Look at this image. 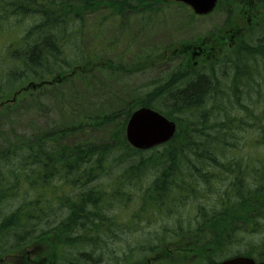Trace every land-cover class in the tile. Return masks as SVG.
<instances>
[{"label":"trees","instance_id":"trees-1","mask_svg":"<svg viewBox=\"0 0 264 264\" xmlns=\"http://www.w3.org/2000/svg\"><path fill=\"white\" fill-rule=\"evenodd\" d=\"M172 7L185 12V28L194 25L192 11L169 0H0L2 20L19 25L38 19L0 58V72L6 76L0 78V87L12 92L24 86L25 82L16 86L11 81L19 75L28 81L60 76L61 85L75 78L89 90L93 73L106 69L98 61L108 62L110 72L119 69L104 54L106 46L88 45L87 35L95 33L100 42L111 40L105 30L109 23L115 24L111 25L114 37L130 24L153 30L168 25ZM220 8L226 25L241 21L235 4L229 3L226 9L223 0ZM4 24L0 22V27ZM144 28L138 26L139 33ZM198 40H173L153 51L133 49L136 64L130 73L139 72L136 67L145 70L163 62L172 64L152 90L128 96L116 107L92 106L85 98L83 106L73 108L65 100L58 111L60 118L48 129L29 137L13 133L8 145H0V241L17 239L13 246L3 241L1 257L35 240L48 239L55 248H78L80 264H93V259L99 264L100 256L124 231L137 233L134 226L141 220L150 223L180 210L191 212L188 204L194 206L195 201L201 205L196 208L193 241L205 248L207 264L226 259L232 250L226 247L236 244L233 240L237 242L238 234L251 235L264 227V165L252 174L248 162L230 159L237 145L229 151L226 141L227 137L238 139L235 128L236 132L249 131L239 127L243 119L237 113L247 108L237 100L242 96L237 83L247 85L252 72L263 68L242 60L239 49L224 52L206 67H193L190 52ZM228 71L233 72L229 77L234 81L230 90L223 91ZM140 107L157 110L178 124L175 138L160 150L137 151L126 141L127 122ZM259 120L264 124V118L256 116L250 123L260 126ZM212 192L216 202L209 206L206 198ZM17 199L20 205L6 212ZM163 230L165 235L163 231L149 234L148 245L153 249L169 245L162 237L168 235L167 229ZM178 232L185 237L184 230ZM241 240L245 250L235 255L264 262V238ZM102 247H107L106 252Z\"/></svg>","mask_w":264,"mask_h":264},{"label":"rangeland","instance_id":"rangeland-1","mask_svg":"<svg viewBox=\"0 0 264 264\" xmlns=\"http://www.w3.org/2000/svg\"><path fill=\"white\" fill-rule=\"evenodd\" d=\"M225 2L226 9L228 8L229 3H237L240 9H242L243 4L248 6V0H225ZM170 12L171 18L167 19L168 25H158V27L153 30L144 28V25L130 24L126 25V30L120 32L118 37H114L116 36V31L111 25L115 24L109 23V25L105 27V30L109 32L110 38H113L103 42H100L96 38L95 33L90 32L86 37L87 44H104L106 46V52L104 54L113 61L111 64L115 65L119 71L110 72L107 68L109 66L108 62H101L100 60L98 61L100 63L99 65L106 69L101 71L97 70L93 73L94 79L89 82V90L86 89V83L74 78L68 80L65 84L57 86L52 92H34L33 96H29L26 99H23L24 96L20 97V102H17L14 108L11 109V106L9 105L0 111V145H8V143L12 141L13 133L14 135H25L29 137L35 132H42L45 131V129H48L49 124L56 123L60 118L58 111L61 107V103L65 100H67L66 103L70 104L73 108L77 105L83 106L84 104L82 100L85 98L90 100L92 106L94 105L103 108H105V106L116 107L119 106L128 96L141 95L152 90L154 88L153 84L165 77L168 73L167 71L171 69L172 64L163 62L157 64L155 68H147L145 70L136 67V69L140 71L130 73L129 71L133 70L132 65L136 64L134 57L132 56L134 50L141 51L143 48H151L153 51L158 49V45L169 43L173 40L189 41V39H195L198 37L205 38L213 35L215 37L217 34H222V39H219L220 42L226 41L220 46L222 51H226L232 46V48L239 49L241 51L242 60L252 61L260 65V67L263 68L261 71L264 73V25H261L255 30L256 34L254 36L245 39L244 37L246 36V33L248 34L250 30H248L249 25H243L242 30H245V33L236 39L232 38L233 32L230 30L232 27L223 24L226 19L224 11L223 13L216 12L208 17L198 18L194 25L188 28L183 26L187 24V17L185 16L186 14L184 11L172 7ZM226 16L228 17V14H226ZM2 19L3 18L0 17V22H4L5 24L0 27V58L4 57L7 53L8 45L18 40L20 36L22 37L25 32L27 34V31L35 26L38 20L37 18H29L18 25L13 24L10 20ZM232 19H235L234 15ZM138 26H141V29L144 28L145 31L139 33ZM216 30H219L220 33H217ZM226 31L228 32L224 33ZM163 50L164 49L162 48L160 49V51ZM72 58L73 57H70L69 59ZM1 62L2 60H0V63ZM12 74L15 76L16 73L13 71ZM225 75H228V77L223 79V83H225V85L221 87L223 91L230 90L234 81L232 77H229L233 76V72L228 71ZM5 77L4 73L0 72V78L4 79ZM15 77L16 79L12 78L11 81L16 86L23 82H25V86L33 81H28L27 77H22L21 75ZM259 80L263 84H261ZM237 84L239 91H248L251 94L249 97L244 98L240 95L237 99L238 101L240 100L239 103L241 104V107H245L244 105L249 106V102L251 101L252 109L247 107L245 113H237V115L243 119V123L239 124V127H245L247 128L246 130L249 131L236 132L237 129L235 128L233 134L237 135L238 139L234 140L232 138V141H230L227 137L226 141L229 151L232 150V145H237V148L234 150L235 154L230 156V159L236 158L237 160L235 161H239L240 163L247 161L250 168L249 172L255 174V165L257 163H259L257 167H262V164L264 165V162H261L264 161V140L263 132L261 131L264 125L261 123L260 126H256L252 125L250 122H253L255 113L264 118V113L261 111L264 109V74L259 79L253 77V81L249 85ZM255 91L261 93L263 96L256 95ZM14 93L15 91H7L5 86H1L0 103L4 97L5 100L12 99ZM253 128H255L256 131L252 135H247ZM257 157H260L263 160L258 159ZM222 191L223 190L219 191L220 194H222ZM215 195L216 193L212 192L210 198H206L209 206L216 202ZM14 202L15 206H10L9 210H6V212L15 210L21 203L20 199H17ZM201 203H203L202 199ZM193 205L194 206L188 204V207L192 209L191 212L187 209L180 210V213H177L173 217H163L161 219L156 218L150 223L141 220L140 223L134 226L137 233H135L133 229V233L124 231L123 234H120L122 236H120L116 244L110 245L109 251H107L105 255L102 254L100 256L99 264H129L130 262L144 263L147 259H155L159 255L164 256V252H170L171 249H177L178 246V249H180V255L175 259V264H188L192 259L190 257V255L193 254L192 252L194 250H199L197 245L194 244L193 239L194 231L198 226V210H196V208H200L201 204L198 201H195V204L193 203ZM181 206L183 207V205ZM180 215L185 217V225H183L182 220L179 219ZM192 216H194V219H192ZM55 225L57 224L55 223L52 227L54 228ZM163 229H167L168 235L164 236L165 232ZM180 229L184 230V238L181 236L182 233L178 232ZM161 231L164 232L162 237L167 239L169 245L166 247L165 245H161L159 248L153 249L148 245L151 243V240L147 241L149 239V234L161 233ZM236 237L237 242L242 241L241 238L246 240L248 237L250 240L259 242L264 238V227L260 226L257 233L251 235L238 234ZM4 240L11 246L17 245L16 238H4L0 241V247L5 246V242H3ZM233 241L236 244H232V247H226L227 249H232L227 254L228 256H233L238 251L245 250L242 242L237 244L235 238ZM51 244H53V242L48 239L40 241L35 240L28 244L31 246L24 247L23 250L17 251L15 255L9 256L10 259H6H9L8 264H30L27 260V257L30 254L31 256L35 255L39 259L49 258L57 264L62 255H60L58 252L59 250L55 249ZM46 248H49L50 251ZM106 248L107 247H102V250L106 252ZM43 250L49 252L46 254H37ZM90 250L92 249L90 248ZM172 252H174V250L168 254V260L162 262L175 261ZM54 253L59 256L58 259L54 257ZM198 253L200 254V250ZM66 257L69 258V256ZM85 257L86 256H84V258ZM208 259L209 255L205 251L196 258L197 262L203 263L205 260L208 261ZM192 261V264H194L195 260ZM59 263H62V261L59 260ZM78 263L80 264L79 259ZM92 263L95 264L94 259Z\"/></svg>","mask_w":264,"mask_h":264},{"label":"water","instance_id":"water-1","mask_svg":"<svg viewBox=\"0 0 264 264\" xmlns=\"http://www.w3.org/2000/svg\"><path fill=\"white\" fill-rule=\"evenodd\" d=\"M190 6L196 15L203 16L212 13L217 7L218 0H176ZM60 81V78L53 83ZM177 131L175 123L161 114L147 108L136 111L130 118L126 137L128 142L138 150H149L168 143ZM221 264H257L248 258L227 260ZM260 264V263H259ZM264 264V263H261Z\"/></svg>","mask_w":264,"mask_h":264},{"label":"flooded vegetation","instance_id":"flooded-vegetation-1","mask_svg":"<svg viewBox=\"0 0 264 264\" xmlns=\"http://www.w3.org/2000/svg\"><path fill=\"white\" fill-rule=\"evenodd\" d=\"M248 2L249 6L244 9L245 13L248 14V16L246 15L248 18V25H264V10H259L260 6L264 7V0H249ZM211 55L212 54L209 52V49H205L199 58L200 60L203 59V62L205 63L207 60H209L208 58H210ZM28 262L30 264H48L46 259L41 261L35 255H29Z\"/></svg>","mask_w":264,"mask_h":264}]
</instances>
